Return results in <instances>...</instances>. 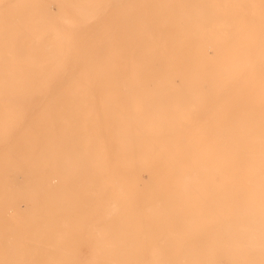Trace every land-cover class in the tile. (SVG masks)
I'll list each match as a JSON object with an SVG mask.
<instances>
[{"label":"bare ground","instance_id":"1","mask_svg":"<svg viewBox=\"0 0 264 264\" xmlns=\"http://www.w3.org/2000/svg\"><path fill=\"white\" fill-rule=\"evenodd\" d=\"M0 19V205H14L10 222L19 197L38 207L39 264H264V0H0ZM186 112L212 136L210 201L188 202L206 187L184 175L182 209L142 203L132 213L137 183L119 174L153 161H135L146 152L136 141L171 127L184 146ZM83 172H106L88 258L71 236L73 223L84 224L73 221L84 210ZM206 207L210 223L194 222ZM134 213L182 227L189 219L192 229L208 227L211 242L203 251L132 253ZM9 228L2 235L15 247ZM147 232L141 247H188L170 228Z\"/></svg>","mask_w":264,"mask_h":264},{"label":"rangeland","instance_id":"2","mask_svg":"<svg viewBox=\"0 0 264 264\" xmlns=\"http://www.w3.org/2000/svg\"><path fill=\"white\" fill-rule=\"evenodd\" d=\"M176 80H179V78H176ZM185 114L186 116H184L183 118L189 120L188 123L189 125L191 124V126H185V129H187L188 131V134H186L185 137L189 139L185 140L184 146L182 145L183 140L180 136L183 134H181V132L178 130L168 131L171 130V127H165L164 131L158 130L154 134H146L144 136H141L140 139L136 141L137 145L135 146H142L146 149V152L137 155L135 161L141 162L143 164L147 163L148 159L153 161L150 167H146V169L143 168L142 170H139L135 165H133L125 173L122 172L119 174V179L122 182L126 181L130 185H133V187L135 183H137L138 190L135 191V193H132L130 196V200L133 202V205H136V207H132V213L133 210H137L140 204L142 203H146L149 205L155 204L154 206L151 205L155 208H158V206L162 205L159 203H163V205H165L169 210L176 208L175 211H178L179 209H182L181 205L186 204V202L182 200L183 198H185L186 192L180 191L176 187V185L178 184L181 178L188 175H190L191 177L196 176L200 179L197 185H199L201 180L204 179V185L206 187L205 192L196 191L193 195H191L192 191L189 192L186 195L187 197L190 196L188 202L193 200L195 203H202L203 201L208 203L210 201L211 182L208 183V180L209 175L212 176L213 172L209 171L208 168L210 166L212 168L214 166V163L213 159L209 157V153L212 152V150L207 144L209 143V141H211L212 136L210 137V130L207 127L203 128L204 120L200 116H196V119L192 121V118L189 117L190 112H186ZM194 122L196 124H194ZM194 131H196V134L194 133ZM194 134L195 137L191 138ZM178 138L180 139L177 140ZM173 141L176 142L174 143ZM199 143L201 144L200 148H198V146H200ZM202 144H204V146H202ZM201 155L204 156L205 170H197L199 166L202 167L200 165L202 160ZM158 156H161L162 158L166 156V159H158ZM174 157L177 158L179 162L188 163L185 164L187 167L184 169L166 168V160H173ZM191 169L196 170L191 171ZM14 172L16 176L21 178L22 173H25L26 169L24 167H20L15 169ZM92 173L89 172L87 174V172H83L82 175L87 176L84 180L81 179L76 184V190L79 192L78 194H80L79 197L81 198L79 199L81 201V204L84 205V210H82L78 216H74L73 221L76 222L78 219L84 224H80L81 228L78 227L77 222L73 223V227L71 226L73 230L71 236H73L75 238V242L79 244V251L83 253V257L85 258H88L90 256L91 251H93L92 249L95 248L94 245L98 243L97 238H95V236L91 237L89 233V229L91 228V226H94L96 230H98V228L100 227V223H98V221L96 222V220H98V216L96 213L97 210L95 209L96 204L94 207L92 204L96 203L98 198L101 196L103 192L101 189L102 179H105L106 177V172H103L102 174H99L97 172ZM89 175L90 177H92L90 178ZM219 176L222 177L224 180L226 177V170L223 169V172H221V174H218V178H220ZM18 181L20 180L18 179ZM18 184L20 185V183ZM18 184L15 183L14 187H20ZM175 194L177 195V197ZM178 197L180 200L178 199ZM23 200H25L24 197H19L18 203L20 204V209L11 222L9 218L14 215V205H5L3 203L2 205H0V264H39L38 260L41 258L39 257V254L40 252L44 251V247H42L41 243L36 240L37 236L41 237V235L45 236L46 234V231H44L45 225L43 223L42 216L41 214L37 216V206H34L32 204L27 205V200ZM93 210H95L96 212H93ZM198 212L199 215L194 219V222H203L204 220H208V222L210 221L209 214L211 211L209 210V207H206L203 210L199 209ZM129 218H131L132 220L129 229V242L132 244L129 251H131L132 253L136 251L148 252L154 249H159L162 252H166L168 254L181 250L203 251L207 249L205 247L198 246L203 244H209L211 242L208 227L204 226L202 227V229H192L189 226H191V223L193 222L189 219L186 223L190 224H186V226L182 227V225L185 224H181V222L171 223L168 221V218H163L159 216H141L139 214L134 213L130 214ZM9 224L10 228L8 233L11 234L10 238L15 244V247L8 246L7 239L2 235V232L5 231L7 225ZM205 224L208 225V223ZM46 227L50 228V226L47 225ZM169 228L175 230V232H180V234L186 235V238L181 241L184 242V245H188V247L185 246L186 248H178L176 246H173L163 249L158 247H141L142 243L146 240V237H148L149 232L147 231L149 229H152L153 233H155L156 235H161L163 234V231ZM82 229H85L84 232ZM135 233L138 235L137 237H134ZM35 240L37 244H34ZM154 242L157 241H152V243ZM137 244L139 246H137ZM190 245L194 247L190 248ZM80 246H83L84 249L82 247L81 250ZM86 250L87 252H85Z\"/></svg>","mask_w":264,"mask_h":264}]
</instances>
